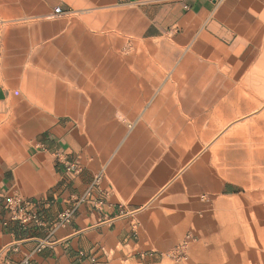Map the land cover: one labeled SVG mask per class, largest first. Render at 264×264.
Listing matches in <instances>:
<instances>
[{
  "label": "crops",
  "instance_id": "crops-1",
  "mask_svg": "<svg viewBox=\"0 0 264 264\" xmlns=\"http://www.w3.org/2000/svg\"><path fill=\"white\" fill-rule=\"evenodd\" d=\"M256 125L264 0H0V221L10 197L47 222L81 202L33 264H87L151 205L193 206L204 173L264 204ZM45 231L0 223V255H29Z\"/></svg>",
  "mask_w": 264,
  "mask_h": 264
},
{
  "label": "rangeland",
  "instance_id": "rangeland-1",
  "mask_svg": "<svg viewBox=\"0 0 264 264\" xmlns=\"http://www.w3.org/2000/svg\"><path fill=\"white\" fill-rule=\"evenodd\" d=\"M264 136V129H259ZM253 130V128H252ZM244 131H241V133ZM187 210L151 205L124 222L112 250L80 256L87 264H264V204L232 182L206 181ZM256 192V191H255ZM141 215L152 216L142 219ZM186 215L188 218H171ZM161 217V218H153ZM166 217V218H162ZM236 229L224 237L225 227ZM234 229V228H233ZM161 232V233H160ZM160 233V234H159Z\"/></svg>",
  "mask_w": 264,
  "mask_h": 264
},
{
  "label": "built area",
  "instance_id": "built-area-1",
  "mask_svg": "<svg viewBox=\"0 0 264 264\" xmlns=\"http://www.w3.org/2000/svg\"><path fill=\"white\" fill-rule=\"evenodd\" d=\"M64 14L65 12L61 8H56L54 10L55 16H62ZM55 156L69 172H74L76 168L75 164L70 162L67 157H64L59 153ZM101 182L102 178L98 177L94 184L95 188H99ZM80 204L81 202L77 201L75 205L63 210L53 221L47 222L45 210L42 209V204L40 205L37 201L25 200L18 196L7 198L5 207L8 212V218L0 221L3 226L8 227L14 225L24 232H35L40 229H46V231L44 233L45 239L39 241L29 255L18 260L0 255V264H33V258L36 255H40L44 251L53 248L55 245L53 239L58 230L72 226L75 212Z\"/></svg>",
  "mask_w": 264,
  "mask_h": 264
}]
</instances>
